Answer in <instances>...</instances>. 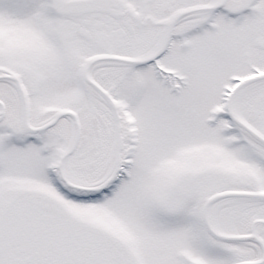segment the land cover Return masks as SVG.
<instances>
[{
    "label": "snow or ice",
    "instance_id": "1",
    "mask_svg": "<svg viewBox=\"0 0 264 264\" xmlns=\"http://www.w3.org/2000/svg\"><path fill=\"white\" fill-rule=\"evenodd\" d=\"M0 264H264V0H0Z\"/></svg>",
    "mask_w": 264,
    "mask_h": 264
}]
</instances>
